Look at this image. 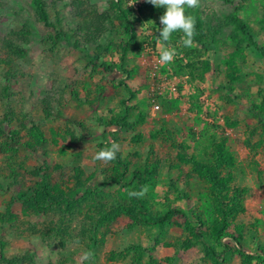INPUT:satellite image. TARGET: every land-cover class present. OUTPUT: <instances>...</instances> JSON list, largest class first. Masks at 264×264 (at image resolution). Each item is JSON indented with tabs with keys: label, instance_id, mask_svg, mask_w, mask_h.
Here are the masks:
<instances>
[{
	"label": "rangeland",
	"instance_id": "374dc122",
	"mask_svg": "<svg viewBox=\"0 0 264 264\" xmlns=\"http://www.w3.org/2000/svg\"><path fill=\"white\" fill-rule=\"evenodd\" d=\"M234 11L264 49V0H200L202 39L173 32L163 65L164 9L145 0H0V264H264V55L234 41ZM113 141L125 168L93 160ZM133 172L168 222L138 220Z\"/></svg>",
	"mask_w": 264,
	"mask_h": 264
},
{
	"label": "clouds",
	"instance_id": "9594fccd",
	"mask_svg": "<svg viewBox=\"0 0 264 264\" xmlns=\"http://www.w3.org/2000/svg\"><path fill=\"white\" fill-rule=\"evenodd\" d=\"M156 8H163V15L159 17V23L162 26L159 31L160 54L159 62L163 65L171 63L176 55L174 48L166 47L173 32H182L181 43L184 47L191 48L194 45L195 18L186 14V9H194L200 6V0H145ZM151 22V21H149ZM152 24V22H151ZM120 151V145L113 141L109 147L97 151L93 157L94 161H101L105 165L116 158ZM147 186H142L139 191L125 189L129 198H142L147 193ZM76 246L80 245L77 238L73 241ZM93 253L88 250L82 251L80 255V264L89 261Z\"/></svg>",
	"mask_w": 264,
	"mask_h": 264
},
{
	"label": "trees",
	"instance_id": "16d2710c",
	"mask_svg": "<svg viewBox=\"0 0 264 264\" xmlns=\"http://www.w3.org/2000/svg\"><path fill=\"white\" fill-rule=\"evenodd\" d=\"M35 2H37V1H35ZM39 10H40V14L42 15L43 20H46V16L44 14V11L41 8ZM227 21L233 25L234 30L237 32V34L234 37V41L238 40L236 38L237 36L240 37V39L238 41H236L237 44H245L246 46H253L256 49H258L260 54L264 55V49L261 48L257 44V42L253 40V36H252L251 31H250V27L248 26V24L245 21L242 20L241 17H239V15L237 14V11H234L231 15H228ZM194 39H196V41L199 42L202 39V37L199 33H196V35L194 36ZM130 40H131V37H130ZM212 43L213 42L210 39V40H207L205 45L203 46L204 50L207 53L205 59L209 57V53L211 52V48L209 45L212 46ZM189 61H191V63L189 64L187 69H190L189 75L194 77V75H195V66L193 64L194 58L193 59L190 58ZM229 69H231V68L229 67ZM235 81H236V79H235ZM225 86H227V85H225ZM230 88L231 87H229L228 89L230 90ZM261 92H264V90H262ZM258 94L261 95V93H258ZM226 98H228V97H226ZM237 100H240V97H237ZM263 102H264V98H263ZM252 112L256 113L257 115L261 116V118H262V116L264 115V104L259 105V107L256 105V108H254V110ZM207 115L210 116L209 113H207ZM225 124L230 125L228 119H225ZM115 160L118 162V164L120 166L125 168L124 164L120 161L118 153L116 154ZM193 160H194L193 163L196 166L195 168H197V173L201 174V172H203V174H206V175L209 173L208 169L203 165V163H201L200 161H197L195 158ZM132 175L137 180V187H135L134 190L139 191L140 188L143 186L142 176L139 172H133ZM32 196H33V198L30 200L27 199L25 201V203L28 204L30 206V208L34 209L37 212H44L48 208V206L52 203V196L49 193V191L47 190L46 186L43 184L34 190V193ZM133 201H134V208H136L138 205V210L136 211L138 214L137 215L138 220L145 225H152L155 227H159L162 224L168 222L170 220V218L176 214V211L170 209V210H167L164 214L159 215V216H155V217L154 216H148V215H145L143 213V211H145L146 209H145V206L140 202V200L138 198H134ZM122 211L127 212V214H131L134 212L131 209H127V210L122 209ZM198 237L201 238L200 236H198ZM203 247H204L206 256L208 258H210L212 261L218 262L217 261L218 255L216 254V252H214L213 248L207 246L205 243H203Z\"/></svg>",
	"mask_w": 264,
	"mask_h": 264
},
{
	"label": "built area",
	"instance_id": "2783aa9c",
	"mask_svg": "<svg viewBox=\"0 0 264 264\" xmlns=\"http://www.w3.org/2000/svg\"><path fill=\"white\" fill-rule=\"evenodd\" d=\"M172 88V90L174 91L175 90V88L174 87H171ZM153 110L154 111H158L159 109H160V106H159V104L158 103H154V101H153Z\"/></svg>",
	"mask_w": 264,
	"mask_h": 264
}]
</instances>
